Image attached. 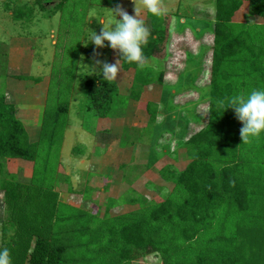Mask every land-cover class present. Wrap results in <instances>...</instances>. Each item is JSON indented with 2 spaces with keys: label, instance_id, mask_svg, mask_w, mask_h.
I'll list each match as a JSON object with an SVG mask.
<instances>
[{
  "label": "trees",
  "instance_id": "1",
  "mask_svg": "<svg viewBox=\"0 0 264 264\" xmlns=\"http://www.w3.org/2000/svg\"><path fill=\"white\" fill-rule=\"evenodd\" d=\"M57 1L59 9L67 0ZM242 1L216 0L213 48L207 61L209 89L201 100L207 104V122L181 140L189 161L184 170H162L164 179L176 181L178 200L169 197L154 203L130 191L128 202L137 205L136 212L110 217L118 200L109 199L103 219L60 203L43 177L48 158L39 157L43 149L49 152L52 147L44 140L29 141L13 106L0 92V194L6 208L0 248L9 250L11 264H131L148 255L158 256L163 264H264V163L260 162L264 134L242 141V124L227 108L233 97L264 88V26L232 23ZM247 1L252 15L264 20V0ZM161 20H151L144 61L161 43L166 45ZM144 61L138 65L120 60L123 71H134L129 97L135 101H140L143 87L163 82V72ZM84 90L87 109L99 119L110 116L116 101L123 103L117 84L102 74L86 76ZM146 110L152 138L157 130L166 134L153 125L152 106L146 105ZM57 113L65 114L66 108L59 107ZM46 122L45 116L44 129L53 140L55 122ZM15 161L34 164L29 183H19L5 170L7 163ZM221 210L227 225L205 236ZM61 227L65 238L58 232Z\"/></svg>",
  "mask_w": 264,
  "mask_h": 264
},
{
  "label": "rangeland",
  "instance_id": "2",
  "mask_svg": "<svg viewBox=\"0 0 264 264\" xmlns=\"http://www.w3.org/2000/svg\"><path fill=\"white\" fill-rule=\"evenodd\" d=\"M58 3L0 0V92L13 106L29 141L44 140L52 147L39 156L48 158L47 173L41 175L48 178L47 187L57 192L60 203L99 219H103L109 199L118 200L110 217L136 212L137 205L128 202L130 191L154 203L169 197L178 200L176 181L164 179L162 170H184L189 161L181 140L207 122V104L201 100L209 89L207 61L213 48L216 0H159L162 12L158 16L148 13L137 0L138 18L149 33L153 18H161L167 31L166 45L161 43L163 47L144 61L163 72V82L143 87L140 101L130 99L134 71H123L118 61L119 71L114 78L108 77L117 84L123 103L116 101L107 119H99L87 109L84 78L102 74L104 64L119 60V52L109 48L107 41L105 47L96 48L90 42L91 31L99 34V21L107 23L108 10L117 6L135 15L133 0H67L57 9ZM232 23L264 26V20L252 15L246 0ZM146 105L156 115L153 125L166 134L159 135L157 130L152 138ZM170 106L177 108L169 110ZM59 107L66 108V113H57ZM45 116L47 125L55 122L56 140L44 129ZM261 156L264 163V152ZM33 167V163L15 161L7 163L5 170L27 184ZM124 198L127 203L120 204ZM5 217L0 194V245ZM226 218L219 211L214 228L205 236L222 230ZM58 232L65 238L62 227ZM131 264L163 263L158 256L148 255Z\"/></svg>",
  "mask_w": 264,
  "mask_h": 264
},
{
  "label": "clouds",
  "instance_id": "3",
  "mask_svg": "<svg viewBox=\"0 0 264 264\" xmlns=\"http://www.w3.org/2000/svg\"><path fill=\"white\" fill-rule=\"evenodd\" d=\"M140 2L148 13L155 16L161 14L159 0H140ZM136 3L137 0H133L135 15H129L117 6L115 9L108 10L110 18L107 23L103 20L99 21L102 24L99 34L91 31L90 42L96 48L105 47L104 42L107 41V46L120 54V59L115 64L103 65L102 76L114 78L119 71L118 61L120 60L138 65L144 61L143 46L147 43L149 31L144 22L138 18ZM117 16L119 19H116ZM227 108L234 110L235 118L242 124L240 129L242 141L264 134V88L253 89L246 94L233 97ZM0 264H11L7 248H0Z\"/></svg>",
  "mask_w": 264,
  "mask_h": 264
},
{
  "label": "crops",
  "instance_id": "4",
  "mask_svg": "<svg viewBox=\"0 0 264 264\" xmlns=\"http://www.w3.org/2000/svg\"><path fill=\"white\" fill-rule=\"evenodd\" d=\"M247 1V0H246ZM248 2V1H247ZM242 3H243V1H242ZM262 20V19H261Z\"/></svg>",
  "mask_w": 264,
  "mask_h": 264
}]
</instances>
